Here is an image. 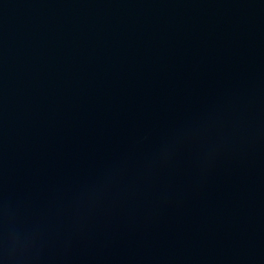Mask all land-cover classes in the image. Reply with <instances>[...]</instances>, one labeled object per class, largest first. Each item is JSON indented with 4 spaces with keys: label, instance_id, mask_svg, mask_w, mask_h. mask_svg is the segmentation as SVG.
Wrapping results in <instances>:
<instances>
[{
    "label": "water",
    "instance_id": "95a60500",
    "mask_svg": "<svg viewBox=\"0 0 264 264\" xmlns=\"http://www.w3.org/2000/svg\"><path fill=\"white\" fill-rule=\"evenodd\" d=\"M0 264H264V0H0Z\"/></svg>",
    "mask_w": 264,
    "mask_h": 264
}]
</instances>
